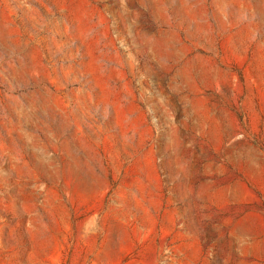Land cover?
Here are the masks:
<instances>
[{
	"label": "rangeland",
	"instance_id": "obj_1",
	"mask_svg": "<svg viewBox=\"0 0 264 264\" xmlns=\"http://www.w3.org/2000/svg\"><path fill=\"white\" fill-rule=\"evenodd\" d=\"M0 264H264V0H0Z\"/></svg>",
	"mask_w": 264,
	"mask_h": 264
}]
</instances>
